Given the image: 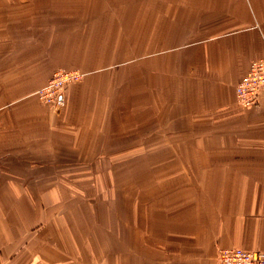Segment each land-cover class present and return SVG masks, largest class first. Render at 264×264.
Returning <instances> with one entry per match:
<instances>
[{
  "label": "crops",
  "instance_id": "obj_1",
  "mask_svg": "<svg viewBox=\"0 0 264 264\" xmlns=\"http://www.w3.org/2000/svg\"><path fill=\"white\" fill-rule=\"evenodd\" d=\"M263 55L264 0H0V264L264 251V96L235 99Z\"/></svg>",
  "mask_w": 264,
  "mask_h": 264
},
{
  "label": "built area",
  "instance_id": "obj_2",
  "mask_svg": "<svg viewBox=\"0 0 264 264\" xmlns=\"http://www.w3.org/2000/svg\"><path fill=\"white\" fill-rule=\"evenodd\" d=\"M67 79V78H64ZM53 84V83H52ZM51 84V85H52ZM50 87L46 89L49 92ZM59 87L53 90V101L56 106L62 103ZM260 96H264V55L253 61L246 74L235 88V99L241 107H253ZM213 264H264V251H246L240 248L219 249Z\"/></svg>",
  "mask_w": 264,
  "mask_h": 264
},
{
  "label": "rangeland",
  "instance_id": "obj_3",
  "mask_svg": "<svg viewBox=\"0 0 264 264\" xmlns=\"http://www.w3.org/2000/svg\"><path fill=\"white\" fill-rule=\"evenodd\" d=\"M85 74L80 69H65V68H58L53 71L51 76L48 78V80L45 82V84L39 88L35 94L39 97V99L44 103L50 106L51 108L58 109L62 106L63 101L60 105L56 106L53 103H50V100L53 101L52 96H54L53 90L57 87H59L58 92L63 97L65 90L78 82H80L84 78ZM67 78V79H64ZM53 83V84H52ZM52 84V85H51ZM237 86V85H236ZM50 87L49 92L46 91V89ZM236 88V87H235ZM52 95V96H51ZM142 139V138H141ZM93 168L96 169V172L104 171L105 168H114V165L109 166H93ZM94 170V169H93ZM98 174V173H96ZM100 174V173H99ZM94 187L96 188H102L103 181L100 179L93 180ZM130 183V182H129ZM130 187V185L128 186ZM218 253V252H217ZM217 257V254H216ZM215 257V260H216ZM215 262V261H214Z\"/></svg>",
  "mask_w": 264,
  "mask_h": 264
}]
</instances>
